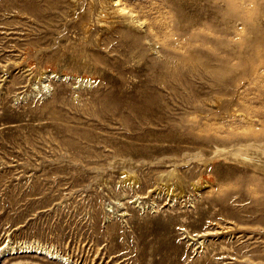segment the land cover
I'll return each mask as SVG.
<instances>
[{"label": "rangeland", "instance_id": "rangeland-1", "mask_svg": "<svg viewBox=\"0 0 264 264\" xmlns=\"http://www.w3.org/2000/svg\"><path fill=\"white\" fill-rule=\"evenodd\" d=\"M0 264H264V0H0Z\"/></svg>", "mask_w": 264, "mask_h": 264}, {"label": "bare ground", "instance_id": "bare-ground-1", "mask_svg": "<svg viewBox=\"0 0 264 264\" xmlns=\"http://www.w3.org/2000/svg\"><path fill=\"white\" fill-rule=\"evenodd\" d=\"M99 11H100V10H99ZM100 12H101V11H100ZM100 12H99V13H100ZM99 13H98V14H99ZM120 151H122V150H120ZM120 151H119V152H120ZM122 152H123V151H122ZM116 154H117V153H116ZM119 154H121V153H119ZM113 155H114V154H113ZM117 155H118V154H117ZM115 156H116V155H115ZM25 248H26V247H25ZM26 251H28V249H27Z\"/></svg>", "mask_w": 264, "mask_h": 264}]
</instances>
